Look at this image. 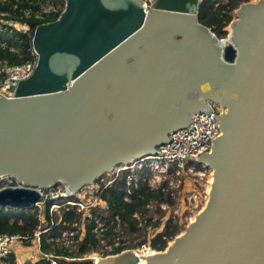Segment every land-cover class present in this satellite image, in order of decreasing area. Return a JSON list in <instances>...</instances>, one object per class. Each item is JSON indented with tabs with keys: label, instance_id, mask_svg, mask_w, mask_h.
I'll return each instance as SVG.
<instances>
[{
	"label": "water",
	"instance_id": "95a60500",
	"mask_svg": "<svg viewBox=\"0 0 264 264\" xmlns=\"http://www.w3.org/2000/svg\"><path fill=\"white\" fill-rule=\"evenodd\" d=\"M200 0H64L28 32L31 75L0 97V206L74 194L118 164L155 153L218 102L220 134L199 164L208 198L143 264H264V0L244 2L222 44ZM135 249L95 264H134Z\"/></svg>",
	"mask_w": 264,
	"mask_h": 264
},
{
	"label": "trees",
	"instance_id": "16d2710c",
	"mask_svg": "<svg viewBox=\"0 0 264 264\" xmlns=\"http://www.w3.org/2000/svg\"><path fill=\"white\" fill-rule=\"evenodd\" d=\"M250 0H200L197 7L198 21L210 28L218 37L224 38V27L232 20V12L240 4ZM43 4H52L56 7L55 12L41 13L42 17L36 18L33 13L39 11ZM16 5V7H14ZM31 10V16H22L24 9ZM64 8V0H21L17 4L12 0L0 2V60L8 65L20 64L31 59V43L27 32L19 31L1 21L14 20L26 24L29 30L38 24L55 20ZM3 43V44H2ZM188 165V164H187ZM187 165L185 167H187ZM194 168L200 165L194 163ZM174 169L169 173L173 174ZM152 170L144 161L141 166L134 169H120L107 184L100 183L98 196L105 206H91L87 215L84 211L76 209L75 205L67 204L66 201H76V198H56L45 200L39 208L29 205L24 208H11L0 206V234H18L27 237L23 240L29 244V239L36 229H46L40 233L39 250L45 254H52L62 264H82V258L89 251H94L100 246V240L108 239L111 243L119 233L143 234V238L130 245L120 240L114 244L105 254H115L129 248L148 245L152 250H164L168 241L173 239L179 232V223L175 216H167L162 220L163 210L160 203L171 205L174 202L172 191L168 189L169 180H163L158 186L149 184ZM131 179L129 186L126 184L127 177ZM128 187L130 192H127ZM156 203L158 218L153 220L147 216L149 205ZM57 204L59 207L50 212V206ZM134 213L139 215L137 218ZM40 215L44 216L41 222ZM83 226L82 238L71 249L67 245L56 241L63 231H74L75 239L80 234ZM69 258V262L65 259ZM15 254L10 252L0 264H15ZM34 264H49L48 260L38 259Z\"/></svg>",
	"mask_w": 264,
	"mask_h": 264
},
{
	"label": "built area",
	"instance_id": "2783aa9c",
	"mask_svg": "<svg viewBox=\"0 0 264 264\" xmlns=\"http://www.w3.org/2000/svg\"><path fill=\"white\" fill-rule=\"evenodd\" d=\"M9 1V0H0V2ZM17 4L21 0H12ZM16 7V5H14ZM23 11L22 16L29 17L31 16V10L26 8ZM56 7L52 4H43L39 11L33 13L36 18L42 17L41 13L55 12ZM4 24L11 26L13 28L17 26H24L29 29L26 24H22L18 21L8 20L1 21ZM4 27H0L2 30ZM16 29V28H15ZM18 30V29H17ZM3 44V43H2ZM32 57L31 59L24 61L16 65H8L5 61L0 60V97L7 96L10 97L12 94L8 91L10 85H15L17 81L29 77L34 69L36 62V55L31 48ZM223 111L222 106L215 101H209V109L197 112L192 115L190 122L187 126L179 128L174 132L170 133L168 139L159 144L155 153L152 155L137 159L138 165L146 161L147 166L150 167L152 171H159L167 174L170 169H174V172L178 174L183 168H187L189 171L194 169V163L198 162V158L206 152H209L212 146V139H215L220 134L219 122L215 119L221 115ZM188 164V165H187ZM198 164V163H197ZM187 165V167H185ZM129 167V166H125ZM124 169V168H121ZM120 169L116 170V174ZM102 177H99V179ZM131 179H135V176H128L126 184L129 186ZM111 181V180H110ZM108 181V182H110ZM149 181V180H148ZM108 182L104 183L107 184ZM94 184V183H93ZM90 184V185H93ZM6 186H22L18 183H3L0 184V189ZM130 187V186H129ZM128 187L127 192H130ZM41 193V203L45 200L55 198L63 194L51 195L49 188L39 189ZM97 192L94 203H98L99 206H105V203L100 199L98 193L100 191V186L97 185L95 188ZM198 191H192L187 198V203L189 204L188 210L192 211L200 205V199L197 194ZM68 194V193H67ZM71 195V193H69ZM76 201H66L67 204L75 205L77 210L84 211V216L87 215L88 209L93 205H83L79 196H76ZM39 208L38 202L34 204ZM59 207L57 204H52L50 206V212L56 210ZM134 216L137 218L138 215L134 213ZM41 222H44V216L40 215ZM46 229L38 228L34 231L33 236L29 239V244H25L24 248H35L39 250L40 248V233ZM80 234L77 239H75L74 231H63L60 237H57L55 240L61 242L62 244L67 245L69 248L73 249L76 247V243L82 238L84 232L83 226L80 227ZM27 237H22L18 234H0V261L3 260L10 252H13V248L17 243L22 244L23 240ZM103 242V239L100 240ZM24 243V242H23ZM22 246V245H20ZM109 252L112 247L105 246ZM14 253V252H13ZM15 254V253H14ZM40 258L49 261V264H62L59 259L52 254H45L40 251ZM98 256V253H95ZM93 254V255H95ZM15 264H18L17 257L15 255ZM39 258V259H40Z\"/></svg>",
	"mask_w": 264,
	"mask_h": 264
},
{
	"label": "rangeland",
	"instance_id": "374dc122",
	"mask_svg": "<svg viewBox=\"0 0 264 264\" xmlns=\"http://www.w3.org/2000/svg\"><path fill=\"white\" fill-rule=\"evenodd\" d=\"M146 4V8H149L154 0H142ZM257 0H250V2H254ZM238 9V8H237ZM235 9L232 12V20L236 19V10ZM229 24H227L224 27V30L226 31V36L224 39H228L231 32L229 29ZM19 31L22 32H29L30 30L24 26H17L15 27ZM32 48V46H31ZM135 160H132L130 163L127 164H118L115 167H113L111 170L104 172L101 177L93 181V185H83L76 193L68 195L67 193L63 196V198H77L78 195L82 204H95L97 206L98 203H94L95 196L97 192L95 191V188L97 185H100V183H106L110 181L114 175L116 174V170L121 168H129L134 169L136 165H138V162ZM199 164V163H198ZM199 169H192V171H189L187 168H183V170H180L178 174L173 172V174H167L159 171H152L150 177H149V184L152 187L158 186L163 180H169L168 182V189L172 191V195L174 197V202L171 205H167L165 203H160V208L164 211L162 215V220H165L167 216H175L179 223V232L178 234L182 233L184 230V227L193 220L195 215L203 208V206L206 203V200L208 198V191H209V185L211 181L212 176V169L207 167L204 164H199ZM129 166V167H125ZM192 191H198L197 194L200 199V205L193 209L192 211L188 210L189 204L187 203V196L192 193ZM56 198V197H55ZM39 206H41V202H38ZM94 205V206H95ZM99 206V205H98ZM157 204L151 203L149 205V212L147 216H151L153 220L158 218L159 213L156 210ZM139 216V215H138ZM177 234V235H178ZM144 236L143 234H131L128 235L126 233H119L117 235V238H113L111 243H108V239L103 238V242L100 243V246L95 249L94 251H89L85 254L84 258H82V264H95V260L97 258L105 257V246L112 247L114 244H117L118 241L123 240L129 243L130 245H133L134 243L138 242L140 239H142ZM170 241H168V244H170ZM22 245V246H20ZM25 243L22 242V244L17 243L15 247L12 249L17 257L18 264H34L39 258L40 254L38 253L37 249L35 248H24ZM149 246L148 245H142V247H136V248H129V249H135L139 253L145 254L148 251ZM152 249L150 248V252ZM153 251H156L155 249ZM110 252V251H109ZM98 253V256L95 254ZM95 254V255H93ZM96 257V258H95ZM69 258H66L65 261L69 262ZM68 264V263H67Z\"/></svg>",
	"mask_w": 264,
	"mask_h": 264
},
{
	"label": "bare ground",
	"instance_id": "6f19581e",
	"mask_svg": "<svg viewBox=\"0 0 264 264\" xmlns=\"http://www.w3.org/2000/svg\"><path fill=\"white\" fill-rule=\"evenodd\" d=\"M229 29H230V32H231V27H229ZM228 41H230V38H226V39H223L222 41H221V43L222 44H224V43H227ZM211 180H212V176H211ZM211 182V181H210ZM209 189H210V185H209ZM39 190V189H38ZM209 192V191H208ZM65 195V194H64ZM68 195H69V193H68ZM137 251V250H136ZM151 252H154L155 253V251H151ZM137 253H138V256H139V258H138V260L134 263V264H143L144 262H145V260L144 259H141L142 258V255H145V254H147V252L145 253V254H142V253H139L138 251H137ZM96 258V257H95ZM98 260H99V258H97L96 260H95V262L97 261L98 262Z\"/></svg>",
	"mask_w": 264,
	"mask_h": 264
},
{
	"label": "crops",
	"instance_id": "0c3cea01",
	"mask_svg": "<svg viewBox=\"0 0 264 264\" xmlns=\"http://www.w3.org/2000/svg\"><path fill=\"white\" fill-rule=\"evenodd\" d=\"M38 251V253H40V250H37Z\"/></svg>",
	"mask_w": 264,
	"mask_h": 264
}]
</instances>
